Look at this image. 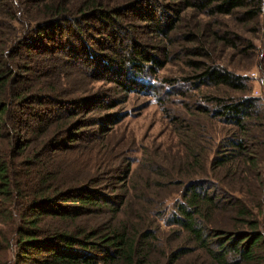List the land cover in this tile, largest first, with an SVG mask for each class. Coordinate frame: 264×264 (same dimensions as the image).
I'll return each mask as SVG.
<instances>
[{
  "label": "trees",
  "instance_id": "16d2710c",
  "mask_svg": "<svg viewBox=\"0 0 264 264\" xmlns=\"http://www.w3.org/2000/svg\"><path fill=\"white\" fill-rule=\"evenodd\" d=\"M261 1L0 0V264H200L194 252L206 264H264V196L253 192L245 203L243 185L226 180L244 173L253 175L256 190L264 183L258 95L204 94L203 102L186 103L187 116L171 115L179 154L173 179L155 159L141 158L137 167L151 180L137 182L136 167L107 134L124 116L112 108L125 93L152 88L163 64L140 28L174 42L187 28L186 8L253 19ZM199 28L182 34L195 43L182 46L184 54L198 57L186 59L197 71L183 78L196 87L246 89L247 74L200 57L208 33L209 41L241 53L251 43L207 21ZM182 82L169 80L154 100L162 103L163 92L188 84ZM113 89L123 94L112 96ZM195 114L228 125L229 134L220 128L212 143ZM171 183L182 184L180 196L164 208L149 185ZM227 186L242 197L227 194ZM219 208L235 211L230 227L214 220ZM160 223L171 227L175 244L159 247Z\"/></svg>",
  "mask_w": 264,
  "mask_h": 264
},
{
  "label": "rangeland",
  "instance_id": "374dc122",
  "mask_svg": "<svg viewBox=\"0 0 264 264\" xmlns=\"http://www.w3.org/2000/svg\"><path fill=\"white\" fill-rule=\"evenodd\" d=\"M167 0H161L160 4L166 6ZM159 5V3H157ZM261 9L258 15L253 19H240L237 18L235 14L233 15H212L207 16L196 12L191 8H186V26L187 28H179L174 34V42H168L160 35L148 31L146 28H140L142 33V41L147 42L148 46H151L153 53L159 56V60L163 64L156 69L155 74H152L153 86L142 91H130L124 94V100L118 105H116L113 110H117L118 113L124 114L119 123L111 124V132L109 131L108 136L111 142H116L118 147H123V157L125 155V161L130 162L132 168L136 167L133 171L132 178L136 179L137 182H142L146 178H151L148 176V172L143 167H137L136 161L141 158H151L155 159V164L158 163L163 168H168L165 170L169 174L174 172V167L177 168L179 164V154L175 149V146L171 144L176 142L177 137L171 132L169 119L170 116L177 113L182 116H187L185 114V105L189 103L190 106L197 105L203 102L204 99L201 95H238V94H251L258 95L262 103L263 115L257 118V122L260 124V128L264 129V0L261 1ZM159 7V6H158ZM157 13L160 14L161 12ZM166 10V9H164ZM165 12V11H164ZM170 12V11H168ZM207 21L210 26L221 33L223 30H227L229 35L231 33L236 34L240 37L242 44L247 42L251 43V46L247 47L243 53L237 51V47L233 48L227 46L223 43L217 41H209V33L204 36L207 42L203 45L206 48V54L201 56V60L213 63H218L235 72L241 74H247L249 80L247 81V88L244 90H231L224 85H210V84H199L191 85L192 79L185 80L183 77L190 76L197 71L193 69L192 65L186 62L187 58L198 59L193 55H185L182 46L195 44L192 41H187L182 34L186 31H194L196 34V29H200L201 23ZM199 26V27H198ZM198 35V34H197ZM127 73L131 72L130 68L126 66ZM151 76L149 74H145ZM144 75V80L147 79ZM74 76V75H73ZM177 80V82L183 83L182 81H187L182 86H175V92L172 90L170 93L163 92L162 103L158 104L154 100V92L161 94L163 89L169 85V80ZM100 81L95 82L99 84ZM139 83V82H138ZM140 84V83H139ZM144 85V82L142 83ZM141 84V85H142ZM103 86H113L112 83H102ZM140 85V86H141ZM186 85H188L186 87ZM139 86V87H140ZM113 88V87H112ZM172 88V87H170ZM115 91V89H113ZM123 93L121 90L112 92V96H121ZM205 104V103H204ZM111 109V110H112ZM190 115V113H188ZM194 124H207L205 129L200 127V132L203 131L204 134L210 135L211 131V142H218L221 136V129L223 134L226 133V128L228 125H224L219 121L208 120L197 117L196 114L193 115ZM221 128V129H220ZM224 128V130H223ZM209 129V130H208ZM222 134V135H223ZM263 131H259V135H263ZM264 139V136H261ZM205 141L200 140V143ZM116 144V145H117ZM206 144V143H205ZM133 159V160H132ZM125 161L122 163L124 164ZM260 166H262V171H264V155L262 160L259 159ZM207 163L205 162V167ZM233 175L228 177L227 183L231 186H242L245 188L243 193L245 203L252 201L253 192H255L259 198L264 196V183L259 190L252 187L251 183L254 182V177L252 174L240 173L239 177ZM247 176L246 179H243ZM256 176V175H255ZM264 178V173L262 174ZM174 176L172 174L171 179ZM209 182H215L216 186H220V181L208 177ZM247 180V181H246ZM219 182V183H218ZM225 183V182H223ZM225 183V184H227ZM154 200L162 201V206L172 205L171 201L174 198H179L181 192V183H171L160 187H155L150 184ZM148 187V188H149ZM213 187V186H212ZM211 188V187H210ZM225 188V187H224ZM230 196L240 195L242 197V192L232 190L228 186L225 188ZM166 200V201H164ZM261 200V199H259ZM250 203V202H249ZM228 208V207H227ZM227 208H219L212 214L214 220L217 224L230 227L231 223L235 221V211L229 210ZM161 230L158 233V244L159 247L173 245L178 239L174 238V234L171 232V227L168 225L158 226ZM264 233V227H260ZM197 258L196 262L200 264H206L207 259H202L199 256V252L195 253Z\"/></svg>",
  "mask_w": 264,
  "mask_h": 264
}]
</instances>
